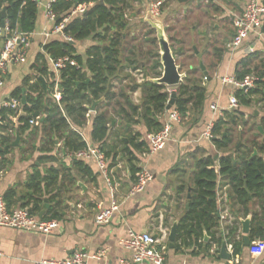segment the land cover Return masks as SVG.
<instances>
[{"label": "trees", "instance_id": "16d2710c", "mask_svg": "<svg viewBox=\"0 0 264 264\" xmlns=\"http://www.w3.org/2000/svg\"><path fill=\"white\" fill-rule=\"evenodd\" d=\"M133 2L134 0H55L52 3L57 19L59 17L56 24L68 19L64 27L65 35L72 37L75 42L92 38L95 44L87 49L85 55L78 52L76 44L72 41L55 39L44 45V52L37 55L32 68L38 75L47 78V91L39 77L36 76L34 83H31V77H27L26 103L21 105L23 113L7 106L0 109V155L2 156L0 171L6 166V156L12 149L15 133L24 135L31 130L32 120L40 121L43 128V150L52 151L57 140H63L64 150L67 153L74 154L86 149L88 143L79 129L88 123L90 107L95 100L99 103L92 116L93 143L99 146L108 158L112 157L113 166L118 155L117 145L108 143L112 123L117 122L110 113V108H113L129 133V141L124 153L130 163L131 171L135 175L141 170L137 166L138 157L133 150L143 151L147 143L142 139L141 133L130 132L131 129L129 130L126 123L143 124L149 132L160 130L163 122L159 116L166 111L171 93L166 85L153 81L163 74L156 29L150 26L145 28L143 39L130 34L133 23L128 18L127 11L134 6ZM84 4L88 5L85 12L73 14L80 5ZM4 9H6V18L2 16ZM213 9L216 12L222 11L221 6L218 5H213ZM37 17L38 3L35 1L0 0V23L4 20L8 21L14 31H18L21 27L23 33L31 34L36 28ZM129 37L134 44L127 47ZM171 39L173 41V37ZM140 40L142 44L139 43ZM145 43L156 49L145 50ZM171 46L174 49L173 43ZM192 50L194 52V47ZM223 51L221 47H215L217 63L222 61ZM174 54L184 55L185 51L181 48L174 51ZM49 57L53 59L71 57L77 62V65L68 64L59 72L58 86L62 94L60 102L53 97L58 76L48 62ZM257 58V55H252L241 60L237 65L235 79L238 81L245 80L254 71L259 73V80L253 88L248 92L242 90L236 92L240 108L249 107L257 100L264 101V58L260 60V65L255 66L254 62ZM128 68L132 72L143 74V81L130 88V92L138 88L142 89L141 107L133 103L129 91L124 88L120 91L115 90V79ZM188 68L189 75L177 88L178 96L174 106L182 117L188 116L190 110L199 113L207 98V88L202 83L207 76L199 65L195 67L190 64ZM198 71L202 80L192 79L190 74ZM88 79L90 80L87 83ZM23 96L22 88H17L12 93V99L17 98L22 101ZM244 115L243 110L235 109L228 112L226 117L216 120L213 141L218 151L223 154L217 163L212 156L197 161L192 197L188 200L189 208L178 226L177 248L181 245L178 242L186 243L190 240L192 243V237H195L196 241L204 240L205 230L212 237V242L220 246L222 238L212 233L213 229L220 227L216 191L220 177L230 186L229 199L234 222L230 227L228 240L233 245L234 253H240L243 249V238H238L240 219L250 214H253L250 232L252 242L264 240V138L262 142L257 139L250 140L251 145L238 148V142L234 143V136L228 129L229 125L238 124L239 118ZM261 125L264 129V117ZM239 133H242L241 130ZM255 150L258 154L254 156ZM47 159L54 161L56 157L47 155ZM73 164V169L96 181L92 169L82 160L74 159ZM70 172L71 169L62 170L54 166L49 167L44 174L37 169L27 182V188L33 192V195L29 194L28 201L23 207L31 206L32 213L36 214L42 210V198L50 194L49 200L54 204L46 211L44 219L58 218L60 192L54 193V191L61 179H68L70 183L76 182L77 177ZM17 195L15 188L6 192L4 198L10 209L16 202ZM256 204L258 209L254 208ZM210 246L211 243L206 244V247Z\"/></svg>", "mask_w": 264, "mask_h": 264}, {"label": "crops", "instance_id": "0c3cea01", "mask_svg": "<svg viewBox=\"0 0 264 264\" xmlns=\"http://www.w3.org/2000/svg\"><path fill=\"white\" fill-rule=\"evenodd\" d=\"M53 1L41 0L38 5L36 28L30 34L31 46L27 51L26 60L19 61L14 59L9 63L5 76V85L0 89V109L5 102L12 99V93L17 88L26 89L25 92L23 91L25 95L28 91V87L25 84L27 77H31V83H34L37 77L40 78L42 76L48 83L47 78L43 75H38L32 65L36 61L37 55L40 52H44L45 44L55 39L65 40L64 34L53 32L56 23L50 21L46 14L47 5ZM227 1L230 3L228 7L222 5L221 0H184V2L180 0L181 4L190 3L189 5H184L183 14L190 10L193 15L202 13L201 15L204 14L205 18L208 17L213 21V30L210 28L202 30L200 25L194 24L192 30L187 31L189 35L194 33L196 37L201 36L203 42L208 40L207 43L205 42L204 48L196 47L198 53H196L194 48L195 56L199 58V67L200 62L203 61L209 73L204 78L205 81L202 82L207 88V98L203 109L199 113L190 110L188 116L182 117L180 122L174 124L171 139L166 147L156 153L149 152V141L146 136L149 132L147 127L138 123H126L129 130H132L130 132L141 133L142 139L147 143L143 151L133 150L138 157L137 166L140 169L147 168L153 174V179L141 192L132 194V188L137 180L138 172L135 175L132 173L130 163L124 153L126 144L129 141V133L123 126L121 117L115 113L113 108H110V113L117 119V122L112 123L108 143L113 146L117 145L116 151L118 155L113 166L111 165L112 157L108 159L110 168L113 171L116 197L120 208L109 223L98 224L95 219L98 204L102 203L108 206L112 198L110 187L99 172L96 159L83 158L76 155V153H67L64 150L63 140H57L56 146L53 147L52 151L43 150V128L40 121L31 122L32 129L24 135H20L19 144L16 146L12 145V149L6 156V166L0 171V198H4L9 189L15 188L18 195L11 209L24 206L28 201L30 191L27 188L28 179L37 169L43 174L51 166L62 170L71 169L70 174L75 175L77 179L74 183H70L68 179L59 180L57 189L54 191V193L60 192L59 216L56 219L61 222L60 227L54 232L45 234L0 226V249L2 252L0 264H35L37 260L42 258H66L76 250L93 252L101 249H106L104 260L93 264H118L121 259H131L133 256L132 251L120 244V239L128 235L129 229H134L137 232H149L154 237L155 235L161 237L162 229L170 234L174 224L178 222L179 225L181 218L189 208L187 207L189 205V186L193 188V177L197 161L212 156L217 163L216 155L220 154L213 138L208 139L205 137L207 124L210 121L216 122L219 118L226 117L228 112L235 110L230 108V97L235 92V86L225 81L224 78H235L236 68L241 60L252 57V55H257V59L264 58V38L257 40L252 37L240 48L233 51L228 48V43L231 41L235 29L232 36H226L225 38L223 34L225 29L218 22L219 19L224 20L228 16L233 19L236 15V11L231 6L233 1ZM244 1L241 6L242 10ZM196 4L197 6H195ZM213 5L221 6L222 11H214ZM208 37H212L211 40H213L211 41ZM219 43H221V46ZM75 44L78 52L85 55L87 49L94 45L95 41L92 38H87L76 41ZM252 46H254V51H250ZM215 47H221L224 50L223 59L220 63H217ZM182 56L184 55H179V57ZM207 57L209 60H207ZM48 62L53 68L49 58ZM142 81L143 77L140 78L128 68L125 69L121 76L115 79V90L120 91V89L124 88L129 91L133 103L141 107L143 102L142 89L138 88L130 92V88L133 85L140 84ZM212 104H217L220 111L215 113L211 108ZM236 109L242 110V107ZM90 112L91 116H88V123L79 131L86 139L88 145H95L92 140V116L95 111L90 109ZM19 113H23L22 108H20ZM167 113L168 110L166 109L159 116L163 123L167 118ZM16 138L17 133H15V140ZM47 155H54L56 160L50 161L47 159ZM74 159L82 160L89 166L96 177V181L73 169ZM192 162H195V168L193 174L189 176L187 172H184V166L191 165ZM229 189L228 182L220 177L216 188L217 216L219 217L220 214V227L213 229L212 233H216V236L221 237L222 241L228 239L230 227L234 222V219L230 221L222 218L224 206L219 201V196L223 193L229 195ZM44 198L49 199L50 194L42 199ZM50 204L53 205L54 202H50ZM228 206L234 218L229 198ZM254 208L258 209L257 204L254 205ZM36 214L39 215V212ZM239 228L238 238H243L244 234L241 224ZM208 237L209 241L207 242L205 230L204 240L196 241L195 237H192V243H190V240H187L186 243L178 242L181 243L178 248L176 246L177 241L175 247H171L168 240L163 264L264 263V252L255 253L251 246L244 245V239L243 249L237 254L234 253L233 245L228 240V251L231 253V258L223 259L219 256L220 246L212 242L210 235ZM199 243H202L201 245L203 246L201 247ZM209 243L212 246L206 247V244ZM159 247L161 248V245ZM144 264L154 263L145 262Z\"/></svg>", "mask_w": 264, "mask_h": 264}, {"label": "built area", "instance_id": "2783aa9c", "mask_svg": "<svg viewBox=\"0 0 264 264\" xmlns=\"http://www.w3.org/2000/svg\"><path fill=\"white\" fill-rule=\"evenodd\" d=\"M41 3V0H32ZM55 1V0H54ZM53 1V2H54ZM47 5L46 14L50 21L56 23L57 17L52 9V3ZM166 0H148L147 2V14H150L156 19H160L162 15V8ZM88 5H80L73 14H79L86 11ZM68 19L60 24H56L53 32L64 34L65 23ZM234 29L235 33L228 43V48L230 50H236L240 48L244 43L255 37L257 40L264 38V1L262 0H248L243 10L240 14L236 15L234 18ZM48 35V34H47ZM64 38L67 41H74L70 36L64 34ZM0 89L5 85V76L8 71L9 63L17 59L19 61H25L27 51L31 46L30 34L19 33L14 31L10 27L8 21L5 24L0 23ZM254 46L251 47L250 51H254ZM49 60L53 66V69L57 73L56 87L53 93L54 98L57 102H60L62 94L60 92L58 82H59V72L61 69L65 68L68 64L77 65L75 59L71 57H61L58 59H53L49 57ZM225 81L234 84L235 92L230 97V108L236 109L240 107L239 99L237 98L236 92L242 90L248 92L259 80V77L251 75L243 81H238L233 77L224 78ZM171 93V91H170ZM22 105L21 99H11L5 102L4 106L10 107L12 109L20 112ZM212 110L216 113L220 111L217 104L211 105ZM90 114L88 115L90 117ZM182 115L179 110L172 108L168 110L167 118L163 123V127L158 131H151L147 133V140L149 141V152L156 153L166 147L167 143L171 139L172 129L175 123L180 122ZM35 123V120L31 121ZM215 121H210L207 124V130L205 137L208 139L213 138V128ZM76 155L83 158H94L97 161L99 172L106 180L108 186L111 190V203L108 206L102 203L97 206L96 222L98 224L109 223L115 213L119 210L120 204L118 203L116 197L115 181L113 178V171L109 165V159L106 153L97 145H88L86 149L79 151ZM2 164V156L0 155V168ZM153 179V174L147 168H142L137 173V180L132 188V194L141 192L145 189L147 184ZM229 195L223 193L219 196V201L222 206H224V213H222L223 219H229L232 221L234 218L230 213V208L228 206ZM61 225L59 219L40 218L37 214L32 213L28 207H16L10 209L3 197L0 198V226L11 227L14 229H21L30 232H42L45 234H50L58 229ZM169 240V233L162 229L161 237H154L152 233L149 232H137L134 229H129L127 236L120 239V244L130 251L133 252L131 259L123 258L118 264H144L145 262H151L154 264H163L165 261V252L167 248V242ZM161 245V248L159 247ZM251 249L255 253L264 252V240L260 239L257 242L251 244ZM2 255L0 249V257ZM106 256V249H101L98 251H86V250H76L73 254L69 255L63 259L57 258H42L35 262V264H93L94 262H102ZM264 264V263H263Z\"/></svg>", "mask_w": 264, "mask_h": 264}, {"label": "rangeland", "instance_id": "374dc122", "mask_svg": "<svg viewBox=\"0 0 264 264\" xmlns=\"http://www.w3.org/2000/svg\"><path fill=\"white\" fill-rule=\"evenodd\" d=\"M232 1H231L232 2L231 6H233V9L236 11V15L240 14L242 10V7H241L242 2L244 0H232ZM147 2L148 0H134L133 2L134 6L132 7V9H129L127 11L128 18L131 19V22L133 23L132 24L133 26L130 28V34L140 36L141 39H143V35L145 34V28H148L149 26L152 27L151 21H153V20L150 21V19L148 20ZM182 2H184V0H182ZM221 3L225 7H228L230 5V3H228L227 0H221ZM185 4L189 5L190 3H185ZM185 4H181L180 0H166L161 10L162 15L159 21L161 22L165 30L168 40L170 41V43H173L174 45L173 46L174 49H172L173 52L178 51L181 48L184 49L185 51L184 56L179 57L178 55L176 56V59H177L178 64L180 66L182 65L181 67L182 71L186 73L187 75H189L188 73L189 65L193 64L195 67H198L199 65V58L195 56V51L193 52L192 47L204 48L205 42L207 43L208 40L203 42L202 41L203 38L201 36L196 37L194 33L191 35L187 33L192 30L194 24L200 25L202 30L209 29V28L213 30L214 26H213V21H211L208 17L205 18L204 14L201 15L202 13L201 14L196 13V15H193L191 14L190 10H188L187 13L183 14V10H184L183 7ZM195 6H197V4ZM234 18L231 19L228 16L224 20L223 19L218 20V22L225 29V31L223 32L225 38L226 36H232L234 32ZM204 33H206V31H204ZM155 35H157V33ZM151 37H153V35ZM171 37H173V41ZM211 38L212 37H208V39L210 40ZM139 43L142 44V40H140ZM221 43H219L220 46H221ZM132 44H134V41H132L131 37H129V40L126 43V45L127 47H130ZM152 48L156 49L155 47L151 46L148 43L144 44L145 50L152 49ZM159 49H160V46H159ZM144 59H147V58H144ZM260 59L255 60L254 62L255 66L260 65ZM207 60H209L208 57H207ZM135 73L140 78L143 77V74L141 72H135ZM252 75L259 77L258 71H254ZM190 77L192 79L202 80L200 71L196 72L195 74L191 73ZM172 89L173 88H169V91H172ZM256 97H259V96H256ZM242 110H244L243 112L245 115L239 118L238 124H231L229 125V128H228L229 131L234 136V141H235L234 143L236 144V142H238V144L240 143V147H243V146L251 145L249 141L253 139H257L259 142H262L264 138V133H262L259 130V126H261V120L264 116V101L258 102V103H256L255 101L249 107L243 106ZM255 112H259L261 115L259 114V116L257 117L255 115ZM240 127H242L241 129L242 133H239ZM228 129L226 130L228 131ZM219 153L223 154L220 151ZM194 166H195V162H192L191 165L184 166L185 167L184 172H187V175L191 176L195 168Z\"/></svg>", "mask_w": 264, "mask_h": 264}, {"label": "water", "instance_id": "95a60500", "mask_svg": "<svg viewBox=\"0 0 264 264\" xmlns=\"http://www.w3.org/2000/svg\"><path fill=\"white\" fill-rule=\"evenodd\" d=\"M76 1H79V0H76ZM2 16H3V18H6V9H4L2 11ZM147 16H148V20L149 19H150V21L153 20V21H151V26L153 28H155L157 31V37H158L159 46H160V53H161V62L163 65L162 76L157 78V79H153V81L157 82L159 84L166 85L168 88H173L171 91V98L168 101V104L166 107L167 110H171L175 106V102H176V99L178 96L177 89H175V88L179 87V85L183 82V80L185 79L187 74L182 71L181 66L177 62L176 56L174 55V52L172 50L171 43L166 36L165 30H164L161 22L159 21L160 19H156V18L152 17L150 14H147ZM57 20H59V17ZM5 22L6 21L4 20L3 24H5ZM18 32L22 33L21 27L18 28ZM72 42L75 43V41H72ZM194 48H195L196 53H198V49L196 47H194ZM200 67H201V70L204 72V74L206 76H208L209 73L206 70V67H205L203 61L200 62ZM40 79L43 83L45 90L47 91L48 85H47L44 77L40 76ZM89 80L90 79H88L86 82L88 83ZM23 91L25 92L26 89H23ZM98 102L99 101H96V100L93 102L92 106L90 107V109L92 111L96 110V105L98 104ZM258 102L259 101L257 100L256 103H258ZM22 103L23 104L26 103V96L25 95L22 98ZM259 114H260L259 112H255V115L257 117L259 116ZM259 130L262 133H264V129H263L262 125L259 126ZM20 139H21V136H20L19 132H17V138L12 143V145L13 146L18 145L20 142ZM239 147H240V143L238 145V148ZM257 154H258V151L255 150L253 155L255 156ZM219 157H220V154H217L216 159H219ZM217 168H219V166H217ZM192 189L193 188L191 186H189V194H188L189 199H191V197H192V195H191ZM29 194L33 195V192L29 191ZM43 201H44L43 208L39 212V215H38L40 218H44V215H45L47 209H49L51 206L48 198H44ZM187 207H189V205ZM28 208L32 212L31 206H28ZM219 217H220V214H219ZM240 222L242 225V232L244 234V237H243L244 245L249 247L252 244L250 232H251V228H252V224H253V214L248 215L246 218H241ZM178 226H179L178 222H176L174 224V226L172 227L171 232L169 234V241H170L171 247H175V243H176L177 237H178ZM156 237H157V235H155V238ZM206 241L207 242L209 241V237H208L207 233H206ZM219 256L223 259H230L231 258V253L228 251V239L223 240L221 242Z\"/></svg>", "mask_w": 264, "mask_h": 264}, {"label": "flooded vegetation", "instance_id": "af4514ba", "mask_svg": "<svg viewBox=\"0 0 264 264\" xmlns=\"http://www.w3.org/2000/svg\"><path fill=\"white\" fill-rule=\"evenodd\" d=\"M248 0H246V1H244V5H245V3L247 2ZM259 101V100H258ZM242 129V127H240V130ZM213 132V131H212ZM214 136V135H213ZM239 145V144H238Z\"/></svg>", "mask_w": 264, "mask_h": 264}]
</instances>
